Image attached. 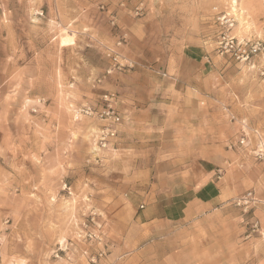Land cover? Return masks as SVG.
<instances>
[{"label":"rangeland","instance_id":"1","mask_svg":"<svg viewBox=\"0 0 264 264\" xmlns=\"http://www.w3.org/2000/svg\"><path fill=\"white\" fill-rule=\"evenodd\" d=\"M104 94L122 120L97 150L100 123L74 111ZM263 145L264 0H0V264H114L134 235L131 184L187 169L203 146L214 164L229 154L238 193L178 225L180 246L216 243L208 264H236L231 233L264 248Z\"/></svg>","mask_w":264,"mask_h":264},{"label":"crops","instance_id":"2","mask_svg":"<svg viewBox=\"0 0 264 264\" xmlns=\"http://www.w3.org/2000/svg\"><path fill=\"white\" fill-rule=\"evenodd\" d=\"M206 151V146L199 147L196 155L190 157L187 169H160L151 184L141 181L131 184L140 199L137 197L136 203L128 199L122 201V209L131 210L134 235L132 239L120 238L112 251L114 264H208L223 255L216 243L186 255L180 246L182 238L176 231L178 225L188 224L198 217H202L200 221H209L210 217L221 215L223 209L229 207V200L238 193V168L224 166L228 164L224 158L229 154H221L214 164L204 154ZM237 238L231 233V242L234 241L231 256L234 255L236 264H240V253L243 254L242 264H264V248L258 252L255 248L252 250L256 239L247 235L239 246ZM210 253L211 258H208Z\"/></svg>","mask_w":264,"mask_h":264},{"label":"built area","instance_id":"3","mask_svg":"<svg viewBox=\"0 0 264 264\" xmlns=\"http://www.w3.org/2000/svg\"><path fill=\"white\" fill-rule=\"evenodd\" d=\"M111 24L114 25V21H112ZM122 40L123 42L125 41L124 36L121 38V41L117 43V47L122 44ZM105 56L118 71L132 69L134 67L132 61L124 58L122 54L115 50L107 51ZM114 101V94H104L101 96V104L98 107L85 104L74 111L77 116L91 118L100 123V126L91 134L92 144L97 150H107L112 148L114 143H116L118 126L121 124L122 117L112 107ZM245 141L246 139L243 138L240 140L239 144L244 145ZM260 154H264V145L260 150Z\"/></svg>","mask_w":264,"mask_h":264},{"label":"bare ground","instance_id":"4","mask_svg":"<svg viewBox=\"0 0 264 264\" xmlns=\"http://www.w3.org/2000/svg\"><path fill=\"white\" fill-rule=\"evenodd\" d=\"M63 34H64V33H63ZM69 35H70V34H66V33H65L63 37H64L65 39H67V38L69 37Z\"/></svg>","mask_w":264,"mask_h":264}]
</instances>
